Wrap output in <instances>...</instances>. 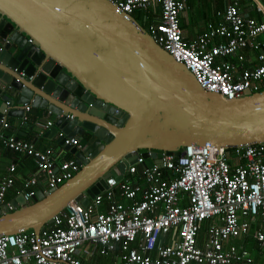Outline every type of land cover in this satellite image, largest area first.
<instances>
[{
  "label": "water",
  "instance_id": "water-1",
  "mask_svg": "<svg viewBox=\"0 0 264 264\" xmlns=\"http://www.w3.org/2000/svg\"><path fill=\"white\" fill-rule=\"evenodd\" d=\"M157 37L112 0H0V127L29 107L43 138L86 139L81 150L64 146L80 167L71 178L0 207V234L38 236L139 157L161 166V152L191 144H264V89L237 99L206 91Z\"/></svg>",
  "mask_w": 264,
  "mask_h": 264
},
{
  "label": "built area",
  "instance_id": "built-area-1",
  "mask_svg": "<svg viewBox=\"0 0 264 264\" xmlns=\"http://www.w3.org/2000/svg\"><path fill=\"white\" fill-rule=\"evenodd\" d=\"M112 1L128 15L159 7V20L149 24V32L157 31L158 44L206 91L237 99L247 90L264 89V0H255L261 19L243 14L242 0H228L217 11L221 20L191 40L180 27L186 0ZM26 120L25 115L21 123ZM8 127L2 121L0 146L35 163L20 192L26 204L35 187L56 188L78 171L74 159L57 161L51 147L6 134ZM62 145L81 147L77 137H65ZM163 155L162 166L146 165L138 173L144 161L139 157L121 180L109 176L106 188L85 207L68 203L38 236L30 230L0 234V264H92L87 258L97 255H117L116 264L252 263L244 239L251 236L264 249V144L188 145L177 157ZM16 174L12 162L0 178V207L11 209L10 200L19 193L6 202Z\"/></svg>",
  "mask_w": 264,
  "mask_h": 264
},
{
  "label": "crops",
  "instance_id": "crops-1",
  "mask_svg": "<svg viewBox=\"0 0 264 264\" xmlns=\"http://www.w3.org/2000/svg\"><path fill=\"white\" fill-rule=\"evenodd\" d=\"M211 1H213L214 6H215L214 18L207 20L205 26L202 27V29H197V30H193L192 27L190 26L191 22H190V19L188 18L186 10L194 9V12H196L198 16L205 18L204 0H186L185 1V10L180 16V27L182 29L183 37L186 40L194 39L197 34H199L200 32L206 29V26L208 23H217L218 21L221 20V18L217 15V11H223L227 5L228 0H210V2ZM158 9H159L158 7H155V8H152L151 12L149 11V13L151 14V17L157 20L156 22H153V23H157L159 20V14H158L159 10ZM240 11L243 14L256 18V19H261L263 17L262 11L256 7L255 0H242L240 4ZM188 25H189V28H187ZM26 116H27V120L24 124L21 123L22 122L21 119L7 118L9 127L7 129H3V131L6 134H10V135H14L19 138L31 140L39 147H42V148L51 147L54 150L57 161L68 159V158H73V156L70 155L69 152L64 149V147L56 143L54 139H47V138H43L42 136H40V132L36 128L38 126V121H37L38 114L36 111L30 109L28 113L26 114ZM30 118H33L31 122L29 121ZM78 139L82 143V148H83L85 145L86 139L81 138V137H78ZM12 162L17 164V174L15 178L14 192L20 193L21 191H23L24 179L29 174L35 171V165L33 164V160L30 157L26 155L11 153L8 150L4 149L2 146H0V178L5 173L6 167ZM39 188L40 187L37 186L35 187V190H38ZM207 223L208 222L204 224V239L202 243H199L200 245H203L204 240H205V235H206L205 228L207 226ZM253 228L254 227L252 226L251 229ZM198 242H199V238H198ZM247 249L250 251V254L252 257V263L250 264H264V249L263 248L259 247V250L253 247L247 248ZM252 253H257L260 256V258L256 260L257 256L254 257ZM93 258H87V262L96 264L95 259ZM108 258L109 260L105 264H116L118 257L117 255H111Z\"/></svg>",
  "mask_w": 264,
  "mask_h": 264
},
{
  "label": "rangeland",
  "instance_id": "rangeland-1",
  "mask_svg": "<svg viewBox=\"0 0 264 264\" xmlns=\"http://www.w3.org/2000/svg\"><path fill=\"white\" fill-rule=\"evenodd\" d=\"M208 2V3H207ZM204 4H205V8H204V11H205V18L204 17H201V16H198L196 14V12H194V9H187L186 10V13L188 15V18L190 19V26L192 27L193 30H197V29H202V27L205 26L207 20L209 19H213L214 18V3L213 1L210 2V0H204ZM147 14L144 10L142 9H138V10H135L132 14V16L135 18V20L137 22H139L141 24V22L143 23L144 21V15ZM148 16V20L149 17H150V14H147ZM144 27V26H143ZM145 28V27H144ZM187 28H189V25L187 26ZM263 89V88H262ZM146 163L148 165L150 164H153V160L150 159V158H147L146 160ZM198 238H199V243H202L203 242V239H204V229H202L199 234H198ZM200 245V244H199ZM254 255V257L257 256V259L258 260L260 258V256L257 254V253H252ZM103 261H108L109 258L107 257H104V258H101Z\"/></svg>",
  "mask_w": 264,
  "mask_h": 264
},
{
  "label": "trees",
  "instance_id": "trees-1",
  "mask_svg": "<svg viewBox=\"0 0 264 264\" xmlns=\"http://www.w3.org/2000/svg\"><path fill=\"white\" fill-rule=\"evenodd\" d=\"M159 8V7H158ZM159 10V13L158 14H160V9H158ZM151 12V11H150ZM148 14H150V13H148ZM147 15V14H146ZM149 19L150 20H148V16H147V19L145 20V21H143V26L145 27V29H147L148 31L150 30V28H149V24L150 23H152L153 24V22H156L157 20H155L153 17H151V14H150V17H149ZM141 24H142V22H141ZM27 140V139H26ZM4 148V147H3ZM4 149H6V148H4ZM7 150V149H6ZM9 151V150H8ZM9 152H11V151H9ZM11 153H13V152H11ZM33 164L35 165V163H34V161H33ZM138 167V173L141 171V167L140 166H137ZM14 190H15V187H13L12 189H10V192L7 194V197H6V201H8L9 199H11L14 195H15V193L16 192H14ZM31 231V230H30ZM244 243H245V245H246V247L247 248H256L257 250H259V245H258V243L256 242V240L253 238V237H248V238H245L244 239ZM104 257H109V256H101V255H97V256H95V258H93V259H95V262H96V264H105L107 261H103L101 258H104ZM102 261V262H101ZM84 262H86L85 260H84ZM100 262V263H99ZM93 264V263H92ZM95 264V263H94Z\"/></svg>",
  "mask_w": 264,
  "mask_h": 264
},
{
  "label": "clouds",
  "instance_id": "clouds-1",
  "mask_svg": "<svg viewBox=\"0 0 264 264\" xmlns=\"http://www.w3.org/2000/svg\"><path fill=\"white\" fill-rule=\"evenodd\" d=\"M144 21H145V20H144ZM146 30H147V29H146ZM147 31H148V30H147ZM29 110H30V109H29ZM50 122H51V121H50ZM47 126H49V125H47ZM77 138H78V137H77ZM78 140H79V139H78ZM79 142H80V140H79ZM80 144H81V147H80V148H77V149H80V150H81V149H84L85 145H84V147L82 148V143L80 142ZM191 145H193V144H191ZM61 146L64 147L62 144H61ZM196 146H197V145H196ZM73 147H74V146H73ZM184 147H186V146H184ZM184 147H181V149L179 150V154H180L181 150H182ZM161 153H162V156H161V160H162V158H163V156H164L163 154H165V153H164V152H161ZM179 154H178V156H179ZM165 155H167V154H165ZM172 156H174V155H172ZM175 157H177V156H175ZM68 159H74V158H68ZM143 160H144V161H143L142 165H143V164H145L144 166L148 165V164L145 162L146 159L143 158ZM74 161H75V160H74ZM153 164H154V163H153ZM156 165H157V164H156ZM139 166H140L141 169H142L141 164H139ZM161 166H162V165H161ZM79 168H80V167H79ZM78 170H79V169H78ZM106 179H107V178H106ZM64 182H65V181H64ZM61 184H62V183H61ZM61 184H60V185H61ZM105 184H106V182H105ZM57 187H58V186H57ZM40 188H41V187H40ZM40 188H39V189H40ZM39 189H38V190H39ZM47 190H48V189H47ZM35 191H37V190H35ZM13 199H14V198H13ZM11 200H12V199H11ZM11 200H10V201H11ZM6 202H7V201H6ZM31 202H32V201H31ZM31 202H30V203H31ZM27 204H29V203H27Z\"/></svg>",
  "mask_w": 264,
  "mask_h": 264
},
{
  "label": "flooded vegetation",
  "instance_id": "flooded-vegetation-1",
  "mask_svg": "<svg viewBox=\"0 0 264 264\" xmlns=\"http://www.w3.org/2000/svg\"><path fill=\"white\" fill-rule=\"evenodd\" d=\"M22 120V119H21ZM0 130H1V127H0Z\"/></svg>",
  "mask_w": 264,
  "mask_h": 264
}]
</instances>
